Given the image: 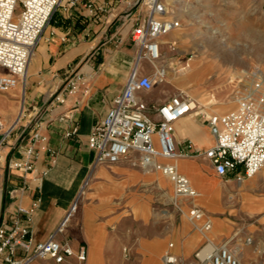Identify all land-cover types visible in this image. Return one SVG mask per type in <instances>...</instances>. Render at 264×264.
<instances>
[{
  "label": "crops",
  "instance_id": "0c3cea01",
  "mask_svg": "<svg viewBox=\"0 0 264 264\" xmlns=\"http://www.w3.org/2000/svg\"><path fill=\"white\" fill-rule=\"evenodd\" d=\"M137 1L78 0L69 6L68 0H63L33 51L24 83L0 94V117L6 126L14 124L8 143L0 148L1 169L6 157L7 161L23 157L34 135L41 139L34 145V169L26 174L12 171L6 177L12 190V213L38 199L31 216L32 246L46 241L76 202L78 216L57 240L75 252L83 247L86 260L78 262L71 257L63 264H163L161 257L169 243L173 254L188 261L203 242L187 223L172 228L149 224L154 214L137 187L159 176L143 172L136 155L93 167L87 138L124 88L135 56L131 30L145 13ZM75 73L81 78L80 85L76 93L69 94L67 83ZM4 74L0 69V76ZM192 98L203 112L176 121L173 137L179 150L189 145L202 153L213 144L203 114L220 115L231 105L224 103L215 110L199 102L197 96ZM168 99L165 94L150 104ZM74 127L76 135L66 137ZM176 162L179 172L200 194L193 203L213 216L220 234L228 233V224L218 215L225 212L227 197L234 195L230 185L234 180L217 177L202 156ZM86 180L89 191L78 204ZM244 182L247 187L264 185V169ZM244 196L249 208L251 196Z\"/></svg>",
  "mask_w": 264,
  "mask_h": 264
},
{
  "label": "built area",
  "instance_id": "2783aa9c",
  "mask_svg": "<svg viewBox=\"0 0 264 264\" xmlns=\"http://www.w3.org/2000/svg\"><path fill=\"white\" fill-rule=\"evenodd\" d=\"M62 1L0 0V69L5 71L0 76V94L24 83L33 51ZM77 1L68 0V5L74 6ZM136 5L145 8V17L142 21L137 20L131 30L135 56L124 88L87 138L93 153V167L112 165L136 155L143 172L160 173L172 184L176 197L192 203L187 218L196 230V223L201 222L200 233L205 236L211 223L193 203L198 192L179 172L176 161L202 156L217 177H231L238 186L256 176L264 168V77L256 71L250 75L251 87L236 92L234 110L221 115L203 114L213 137L211 147L202 153L192 150L189 145L179 150L173 137L175 122L200 110L183 92L158 105L148 103L144 97L166 76V66L159 65L162 59L160 39L177 29L179 22L165 16L161 0H138ZM142 63L154 68L155 79L141 73ZM80 80L78 74H73L66 92L76 93ZM13 130L14 124L6 126L0 117V148L8 143ZM74 135L76 127L65 134L66 137ZM38 140L41 139L34 135L23 157L8 162L10 171L26 174L34 169L37 160L34 145ZM37 205L38 199H33L28 208L18 206L9 221L0 224V264L48 261L63 264L71 257L84 262L86 250L83 247L75 252L67 243L57 240L75 211L76 202L54 233L46 241L32 246L31 216ZM172 248L170 243L163 253V264H241L236 249L228 242L215 244L206 240L189 261L173 254Z\"/></svg>",
  "mask_w": 264,
  "mask_h": 264
},
{
  "label": "rangeland",
  "instance_id": "374dc122",
  "mask_svg": "<svg viewBox=\"0 0 264 264\" xmlns=\"http://www.w3.org/2000/svg\"><path fill=\"white\" fill-rule=\"evenodd\" d=\"M161 3L165 16L178 21L179 27L160 39L162 59L159 65H165L168 71L165 79L144 95L147 102L158 101L165 94L170 98L183 92L197 96L199 102L202 100L204 105L215 110L230 103L231 107L220 115L234 110L236 92L251 87L250 75L256 71L264 77V0H161ZM141 69L142 74L155 79L152 66L142 63ZM2 155L0 151V157ZM7 159L4 167H0V224L9 221L13 214L9 198L12 190L6 185L7 173L12 172ZM149 174H157L159 179L137 187L154 214L149 224L172 228L174 224L179 227L180 223H187L202 237L201 245L206 240L215 244L228 242L238 251L241 264H264V185L230 184L234 195L227 197L226 210L218 215L229 226L226 234H220L213 216L200 208L211 223L204 236L200 233V224H196L199 229L196 230L187 218L192 203L176 197L172 184L160 173ZM88 180L78 204L85 201ZM247 193L252 199L249 208L244 196ZM77 216L76 205L68 223Z\"/></svg>",
  "mask_w": 264,
  "mask_h": 264
},
{
  "label": "bare ground",
  "instance_id": "6f19581e",
  "mask_svg": "<svg viewBox=\"0 0 264 264\" xmlns=\"http://www.w3.org/2000/svg\"><path fill=\"white\" fill-rule=\"evenodd\" d=\"M166 73H167V72H166ZM164 79H165V78H164ZM164 79H163V80H164ZM163 80H162V81H163ZM162 81H159V82H162ZM187 95H188V94H187ZM188 96H189V95H188ZM190 97H191V96H190ZM191 99L194 101V104H195L196 108L199 109L200 111H202V109H201L200 107L197 106L198 103H196L195 100H194L192 97H191ZM201 101H202V100H201ZM202 112H203V111H202ZM207 115H208V114H207ZM213 115H216V114H213ZM176 165H177V163H176ZM177 167H178V165H177ZM196 224H197V223H196ZM199 224L201 225V222H199ZM237 255L239 256L238 251H237Z\"/></svg>",
  "mask_w": 264,
  "mask_h": 264
}]
</instances>
